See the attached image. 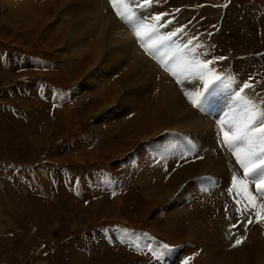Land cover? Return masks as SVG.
Here are the masks:
<instances>
[{
    "label": "rangeland",
    "instance_id": "obj_1",
    "mask_svg": "<svg viewBox=\"0 0 264 264\" xmlns=\"http://www.w3.org/2000/svg\"><path fill=\"white\" fill-rule=\"evenodd\" d=\"M40 1L0 0V264H173L171 252L181 249L189 251L181 264H201L196 256L202 250L193 246L214 242L199 218L212 203L197 202L196 191L185 184L195 182L213 191L219 175H210L208 169L161 199L163 185L174 166L176 170L199 161L181 146L194 134H205L213 148L225 149L237 163L227 145L219 144L224 141L212 126L221 109H204L203 117L196 110L225 101L237 114L238 95L264 110V0H152L146 11L137 9L134 19L138 25L151 19L143 38L152 42L148 46L117 16L110 0ZM137 2L142 4L132 0L133 6ZM158 23L165 31L161 40L154 38ZM110 29L117 31L113 43L101 40ZM98 43L104 48L100 59L87 53ZM148 48L157 56H152L154 61ZM189 50L200 61H213L209 68L222 78L204 88L200 106L188 105L192 117L204 125L188 119L183 110V122L194 127L176 129V135H144L127 124L134 119L133 126L141 105L166 86L160 83L163 75L173 81L170 65ZM168 55L172 57L167 61ZM132 69L148 75L131 79L134 86L118 95L113 82ZM101 88L108 90L98 98ZM133 100L140 102L128 111ZM110 122L117 130L108 132ZM206 123L212 136L206 134ZM158 150L171 156L166 165L153 169L152 177L146 176L148 189L158 192L151 200L142 193L141 165ZM229 157L221 150L217 169L229 166L232 177L242 178L243 170L231 166ZM224 188L208 195L230 193L235 205L245 203L233 183L235 190ZM249 191L259 194L254 184ZM204 216L207 221L221 218L219 212L210 215L213 219ZM223 218L221 230L233 231L227 236L231 241L250 230L245 222L237 225Z\"/></svg>",
    "mask_w": 264,
    "mask_h": 264
},
{
    "label": "bare ground",
    "instance_id": "obj_2",
    "mask_svg": "<svg viewBox=\"0 0 264 264\" xmlns=\"http://www.w3.org/2000/svg\"><path fill=\"white\" fill-rule=\"evenodd\" d=\"M63 1L65 3H67L68 0H63ZM41 4H42V2H41ZM136 4H139V3L137 2ZM147 7H148L147 5L140 6V7H136L134 5L133 11L136 14L137 9H139V11L141 13L142 11H146ZM143 16H145V15H143ZM141 18H143V17H141ZM151 22L152 21L149 18V21L145 20L144 22H141L142 24H140V25H148L150 27L153 25V24L151 25ZM156 29H155L156 31L154 33L155 34L154 38L157 40L160 38L163 39V37L165 36L164 27L160 23H158V26ZM110 31H111L112 35L106 34V35H104L105 37L101 40H104L105 38H109V40L112 41L113 36L116 34L117 31H115L114 29H110ZM119 36H121V35L119 34ZM166 37H167V35H166ZM105 41H107V40H105ZM111 43H113V41ZM103 52H104V48L102 47L101 43H98L96 46L92 45L90 47V50L87 53L93 54V55L96 53L97 57L100 59ZM182 53L178 54L177 57H175V59L173 60L172 64L169 67L171 69V72H172V80L173 81H171L170 79H167L163 75L162 81L160 83H161V85H166V86L159 91L160 94L156 95V97L154 99L149 100V101H147L141 105L139 111L135 114L136 116L134 115L136 117L135 118L136 123L133 126H132V124L135 122L134 119H132V121H130L131 119H129L126 122L127 124H130L131 127L137 126L138 129L140 130V132H144V135L147 134L145 132H148V134L151 133V134H153V136L157 135L158 133L162 134L164 132H168V133L174 132L176 135L178 129H187V130L189 129V131H190L194 126L191 124H187V123L183 122V119L180 117V115H182V113L180 112L181 110H183L185 113L187 112L186 114H184V116L186 115V117H188V119H190L192 121H197L191 115L192 113L190 111L192 109L191 110L188 109L189 106L194 107V105L190 102L189 98L185 95V92H191V93L203 92L204 84H203V80L199 81L198 80L199 78L198 79L196 78L197 76H190V77L186 78L187 70L190 67L191 62L196 58H195V54L192 52V50H189L188 55L186 52H184L185 55ZM166 57H168V59H167V61H168L172 56L168 55ZM185 57H189V60L187 62H182L181 59L185 58ZM66 64L69 65L68 62H66ZM184 66H186L185 69L183 68ZM173 71L176 72V74L180 77V79L183 81V83L177 84V82H176L177 77L173 75ZM147 72H148V70H147ZM90 73H98V71L92 70ZM142 73H143L142 71H140V73H138L137 71L132 69V70H128L127 72H125L122 76H119L120 78L117 79L115 82H113L115 91H118V95L121 94L122 90L131 88L134 86L135 82H133V81L131 82L130 81L131 79L135 78V80H141L142 77H145L146 75H148V74H145L146 71H145V73H143V74ZM106 88H107V86L105 87V89ZM171 88H173L174 90H172ZM175 88L181 89L182 93L180 91L176 90ZM107 90L104 91V89L101 88L97 92L98 93L97 97L98 98L105 97ZM147 92H148V89L144 88L143 94L145 95ZM139 102H140V100H133V102L130 104V106L128 108V111L133 110V108L136 105H138ZM228 105H229V102L223 101V102H219L218 104L211 103V105L210 104L206 105L207 106L206 108L199 107L200 110H196V113H198L199 116L203 117L202 113L207 109L211 113H213V108H215L217 110L221 109V111L215 116L216 119H214L213 122H216L217 120L218 121L223 120V124H218V123L213 124V122H212V126H215V129L218 131V140L222 139V141H224V138H222L223 132L229 130V126L233 121L240 120L242 118V116L244 114V110H245V108H243L245 106L243 101H241L240 103H234V106L237 105L235 107H236V112L237 111L238 112H237V114L233 115V112L228 107ZM238 109L241 110L242 112L239 113ZM105 110L106 109H104L103 111H105ZM101 113L103 114V112H101ZM99 118H100V115H99ZM111 120L112 119H110V121ZM168 120L170 123L169 126H167ZM197 123L199 125H204V122L200 123L197 121ZM110 125L111 126H110L108 132L117 130L116 125L113 127L111 122H110ZM220 127L223 128V130L220 129ZM121 128H122V126L119 127L118 130ZM204 128H206V130H207L206 134L209 136H212V132L210 131L207 123H206V126ZM174 130H176V131H174ZM187 130H186V132H188ZM220 133H221V136H220ZM177 134H179V133H177ZM171 137H175V136L171 135ZM188 139H189L188 142L183 141L181 146H182V148L186 154L193 155V153H195L197 155V159L199 161L193 163L192 165H185L183 168L182 167L176 168L177 171L175 170V166H174V169H171L169 174H167L170 180L168 182H165V184L163 185L164 191L161 195V199H163L165 197H169L171 193L175 192V190L177 188H179L182 184L187 182L189 179H191L193 177H201L202 175L207 174L208 169H209L210 175H216V174L219 175L216 178L217 179L216 182H218L217 183L218 188L216 186L215 187L216 189L214 188L213 191H210V189H209V191L206 192L205 189L198 188L195 182H189V183L185 184V188H191V189H194L196 191V197H194V199L198 197L197 202L200 201L201 199H204V200L209 201L210 204L212 203V206L210 205L209 208H207V209H205V207L208 204L205 205L204 209L199 214V218L204 220V222L206 224L205 230H204L205 235L208 236L209 238H211L210 240H212L214 242H211V243L208 242L207 243V241H205V245H202V246L194 244L193 247H196L197 248L196 250H198L199 248L202 250V253H200L199 256H196L198 258V262H202L201 264H264V221L257 223L256 217H255V213L259 209L258 208L250 209V207H248L247 210H245V206L248 204V201L246 200L243 191L241 189H239V187H237V186H235V189L237 191L238 197L242 198L245 201V203L242 205H235L233 200H232V198H234V197L230 193H224L225 196L221 197V198H213V197H210L208 195V193L213 194V193H215L216 190L220 191L222 188H224L226 186H230L232 188V183H231L230 177L233 178L231 176V174H233V172L230 171L229 166H223L220 169H217V164H216V163H220V152H221V150L225 154H227V156L229 157L227 151L225 149H221L220 147H219L220 148L219 150L213 148L214 146L213 145L211 146L210 140L203 133L199 134V135L194 134L190 137L188 136ZM220 143L222 145H224V142H221L219 140V144ZM154 147L157 148V146H154ZM163 149L169 150L165 146H163ZM144 152L145 151L142 150L140 155H142V153H144ZM146 152H148V151H146ZM167 153L168 152H166L165 155L162 156L160 150H158L156 153H153L154 155L151 153V155L149 156V154H148V156H149L148 163L141 165V171L146 173L145 175H144V173L141 175V179L143 180V186H142L143 192L142 193L145 197H147L151 200H154L157 197L158 192L156 190L154 191V190L148 189L147 185H149V184L147 183L148 179L146 178V176L149 175V178L152 177V175H151L152 171H153V169H155L159 165V163L160 164L163 163L166 165V159H169L171 156V155L167 156ZM200 160H204V161L201 162ZM230 161H231V158H230ZM184 163H186V162H184ZM209 163H212V166L210 168H209ZM233 165L239 166L238 163H234V161L232 160L231 166H233ZM155 173H158V175L160 174L157 171H155ZM160 176H161V174L159 175L157 181L160 182L159 183L160 185H162V180H160ZM238 178L242 179L244 177H242V178L238 177ZM232 189H234V188H232ZM200 194H203V195H200ZM213 195H217V193H215ZM256 195L258 196V197L256 196L257 205L264 203V202H261L258 200V199H260L259 197H261L260 194H256ZM260 200H263V199L261 198ZM238 208L241 209V211H237ZM185 210H186L185 213H187V211H190V207L186 206ZM217 212H219V214L221 215L220 219H213L214 217H210V215L215 214ZM224 212L229 213V214L225 215ZM230 212H232V214ZM204 215H209V217L211 219H213V221H207L208 219ZM250 216L253 219L252 224L247 223ZM223 217H228L229 219L235 221V223L237 225H241L243 222H245L248 226H250L249 227L250 230H248L247 234L243 233L245 236L243 237L244 239H243L242 244H240L239 246H237L235 248L232 247V245L235 243L236 240L231 241V239H229L227 237V236H229V231H232V230H230V229L221 230L222 225L224 224V218ZM240 229H241V227L237 228L236 230H240ZM195 233H198V231L195 230ZM249 233H251L252 235L248 237ZM226 237L228 238V240L226 239ZM238 238H241V236ZM234 239H235V237H234ZM193 249H194V251H196L195 248H192V250ZM185 252L189 253V251L182 250V249L180 251H178L177 253L171 252V254H170L171 263H173V264L174 263L175 264L180 263L182 261L181 257ZM193 260H195V257L193 258ZM196 263H197V261H196ZM187 264H192V263H191V261H189Z\"/></svg>",
    "mask_w": 264,
    "mask_h": 264
},
{
    "label": "snow or ice",
    "instance_id": "obj_3",
    "mask_svg": "<svg viewBox=\"0 0 264 264\" xmlns=\"http://www.w3.org/2000/svg\"><path fill=\"white\" fill-rule=\"evenodd\" d=\"M110 2L117 16L130 24L134 28L136 36L142 40L149 26L138 25L134 22L135 12L133 11L132 0H110ZM151 3L152 0H142V4H136L135 6L140 7L150 5ZM160 19L161 17H156L157 21ZM150 30L155 31L154 28ZM211 63H213V61L203 62L194 59L187 70L186 78L197 76L200 80L204 81V88L207 90L214 81L222 80L220 76L215 75L209 68V64ZM173 75L177 77V84L183 83L175 71H173ZM249 87H252V85H244V88ZM242 90L243 89H241V91ZM185 95L194 106H200V97L203 95V92H185ZM237 98L245 104L244 114L240 120L233 121L230 124L228 131L223 132L224 144L233 152L236 162L243 170L244 179L233 176V186H239L243 191L248 201L245 210H247L248 207L259 209L255 213L256 222L259 223L264 221V203L257 205L256 196L249 191V184H254L255 191L259 193L261 197H264V110L257 109L251 101L245 100L242 96L238 95ZM237 203H239V201H237ZM237 211H241V209L238 208ZM247 223H253L251 216ZM233 227H236V225H233ZM243 239V237L236 239L232 247L235 248L242 244ZM164 247L166 248L167 245ZM185 264H187V261H185Z\"/></svg>",
    "mask_w": 264,
    "mask_h": 264
},
{
    "label": "crops",
    "instance_id": "obj_4",
    "mask_svg": "<svg viewBox=\"0 0 264 264\" xmlns=\"http://www.w3.org/2000/svg\"><path fill=\"white\" fill-rule=\"evenodd\" d=\"M233 229H235V227Z\"/></svg>",
    "mask_w": 264,
    "mask_h": 264
}]
</instances>
